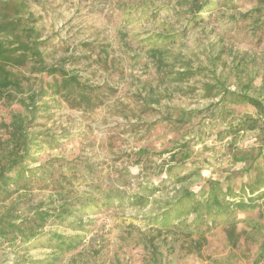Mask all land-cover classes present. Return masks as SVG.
Masks as SVG:
<instances>
[{
    "label": "rangeland",
    "instance_id": "obj_1",
    "mask_svg": "<svg viewBox=\"0 0 264 264\" xmlns=\"http://www.w3.org/2000/svg\"><path fill=\"white\" fill-rule=\"evenodd\" d=\"M25 3L41 63L98 95L85 106L46 89L32 105L29 97L52 78L33 56L12 67L18 85L0 89V164L13 146L10 121H31L28 135L40 144L30 173L0 196V220L16 228L0 234V264L54 252L55 264H264V236L242 223L232 228L221 215L187 235L190 228L160 219L182 189L211 182L236 200L252 199V209L232 215L256 219L264 189L252 194L248 184L262 167L264 131L232 136L227 129L264 115L250 103L228 102L224 89L259 100L264 110V18L254 31L240 17L258 1L211 0L196 14L179 0Z\"/></svg>",
    "mask_w": 264,
    "mask_h": 264
},
{
    "label": "trees",
    "instance_id": "obj_2",
    "mask_svg": "<svg viewBox=\"0 0 264 264\" xmlns=\"http://www.w3.org/2000/svg\"><path fill=\"white\" fill-rule=\"evenodd\" d=\"M257 1V7L240 16L244 21H252V30L254 31L257 30L258 18H264V0ZM25 2L26 0H6L0 2V89L16 87L18 82L12 71V67L23 66L26 60L33 56L36 57L35 62L38 64V69L42 70L41 72L45 71L47 76L52 78V82L46 86L41 85L37 92L29 97L32 105H34L35 101L45 96L46 89H52L56 94L63 93L67 100H76L79 104L85 106L93 104L94 98L96 99L98 95V88L85 85L75 75L65 73L62 69L55 67L47 68L44 63H41L40 55L37 52L40 42L36 43L35 41L32 44L29 42L30 38H36V36H33L32 29L28 28L26 24V19L28 21L30 15L29 13L24 15ZM179 2L182 5L189 6L191 10H194V14L202 12L205 7L209 8L211 5V0H179ZM216 84L219 85L218 83ZM209 89H211L210 85L206 87V92ZM224 93L230 96L229 99H226L228 102L250 103L258 110L259 114L264 115V110L259 100L247 94L239 95L227 89H224ZM259 118L260 115L256 118L243 116L227 129V133L235 136L241 131H264V117L261 123ZM30 123L31 121L26 125L21 119L10 121V133L14 140L13 146L5 152L3 161L0 164V196H7L14 189L13 186L15 187L21 180V177L26 176V173H30V170L28 171L25 168L32 156V149L40 144L37 142V138H30L28 135ZM257 159L262 160V167L255 169V176L248 184V192L252 194L259 189H264V153L260 151L257 154ZM181 181L183 179L179 180L178 183ZM155 190L158 191L160 189ZM170 205L169 208L160 214L161 222L166 226L172 224L177 229L181 227L190 228L191 230L185 231L187 235L193 234L199 229L200 225L207 226V224L216 223L217 217L222 215L226 217L227 222L225 224L228 226H232L233 228L237 223H242L244 230L247 228L251 235L257 237L264 236V201L259 205L255 220H237L232 215V211L236 209H252V199L248 202L242 199L236 200V195L231 190H228V187L224 188L218 182H211L207 189L203 190L201 187L197 192L182 189L179 196ZM191 214L194 215L193 222L183 225L182 219L187 218ZM192 226L196 227L193 231ZM14 230L16 228L12 223L0 220V234L7 232L6 236L7 234H12ZM28 230L30 231V228ZM201 232L199 231L200 234H202ZM227 233L233 240L234 231H228ZM197 242L198 246H200L201 243ZM70 244L69 246H71ZM56 249L59 248L56 247ZM57 259L58 253L54 252L51 257L34 260L30 264H55Z\"/></svg>",
    "mask_w": 264,
    "mask_h": 264
}]
</instances>
